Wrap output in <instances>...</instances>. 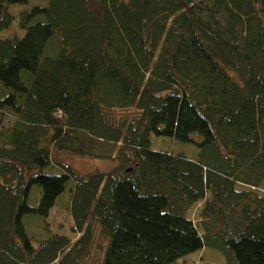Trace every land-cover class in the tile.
<instances>
[{
    "label": "trees",
    "instance_id": "obj_1",
    "mask_svg": "<svg viewBox=\"0 0 264 264\" xmlns=\"http://www.w3.org/2000/svg\"><path fill=\"white\" fill-rule=\"evenodd\" d=\"M27 1L0 0V34L16 18L23 31L0 36V264H85L98 231L99 264L205 246L264 264V0L12 9ZM151 135L198 157L153 150ZM62 154L115 164L84 174ZM63 199L75 241L46 222Z\"/></svg>",
    "mask_w": 264,
    "mask_h": 264
},
{
    "label": "rangeland",
    "instance_id": "obj_2",
    "mask_svg": "<svg viewBox=\"0 0 264 264\" xmlns=\"http://www.w3.org/2000/svg\"><path fill=\"white\" fill-rule=\"evenodd\" d=\"M47 0H28L24 4L12 5L14 11L20 12L23 10H28L34 5H46ZM18 18H16L11 27L5 29L1 32L0 36L12 37L16 31L23 34V31L19 28ZM121 115L132 116L135 113L134 109L128 111H118ZM10 116L5 115L2 122L7 125L10 122ZM1 127V123H0ZM150 148L156 151L163 152H173L175 154H182L186 158L194 160L198 157L199 149L195 144L182 142L175 137L166 136H156L151 135L150 137ZM115 151L113 157L115 156ZM63 161L71 164L81 173H89L93 170L99 169L102 171H108L115 164V161L111 159H95L90 157H79L73 155L62 154ZM262 191L264 193V183L262 185ZM64 199L61 200L56 206H54L49 216L46 219L48 226L52 233H57L60 235H65L72 241H75L79 234L73 229V219L68 209L63 206ZM30 232L39 239L41 236V228L38 224L32 223L30 227ZM106 245V239L98 231L95 234L93 243L91 245L90 253L84 260L85 264H99L102 256L103 250ZM172 264H227L225 255L222 251L211 246H205L200 250L192 252Z\"/></svg>",
    "mask_w": 264,
    "mask_h": 264
}]
</instances>
